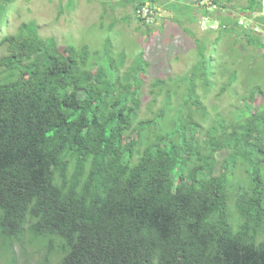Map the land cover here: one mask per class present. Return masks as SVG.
Segmentation results:
<instances>
[{
  "label": "trees",
  "instance_id": "trees-1",
  "mask_svg": "<svg viewBox=\"0 0 264 264\" xmlns=\"http://www.w3.org/2000/svg\"><path fill=\"white\" fill-rule=\"evenodd\" d=\"M98 1L131 5L145 25L142 6L179 23L186 9L264 58L262 0ZM184 29L200 59L184 78L149 84L144 116L145 46L121 72L126 57L109 39L60 47L33 20L0 39V259L29 234L47 250L42 264L53 254L58 264H264V88L210 119L198 87L214 84L215 66ZM236 80L231 69L220 92Z\"/></svg>",
  "mask_w": 264,
  "mask_h": 264
},
{
  "label": "rangeland",
  "instance_id": "rangeland-1",
  "mask_svg": "<svg viewBox=\"0 0 264 264\" xmlns=\"http://www.w3.org/2000/svg\"><path fill=\"white\" fill-rule=\"evenodd\" d=\"M67 0H16L5 9H0V39L5 34L16 33L22 23L33 20L37 24L38 33L44 38L53 37L60 47L72 44L76 47L88 45L92 50L103 47L107 39L110 40L111 50L116 56L125 55V63L121 67L124 72L132 64L133 59L145 46V57L149 62L144 86L145 96L141 116L147 115V106L153 95L149 94V84L157 78H184L200 59L193 37L184 29L190 28L195 37L203 40L208 46L205 55L211 56L215 66L214 84L204 90L201 85L198 93L206 106L209 118L219 113L230 116L233 109L242 104V97L246 96L254 87L264 88V58L260 52L248 45L245 40L237 41L229 34L221 38L216 31L207 33L200 29L198 21L190 22L188 10L180 15V23L175 19L178 15L162 11L146 20L147 25L134 18L131 5L119 3L104 4L98 0H74L73 7H67ZM239 0L236 6L244 4ZM264 14V10H263ZM169 19V20H167ZM200 19V18H199ZM166 21L164 27L161 24ZM249 21L248 24H251ZM258 32L264 35V29L258 26ZM4 48L0 47V55ZM221 65L226 67L220 72ZM231 69L237 70V80L225 91L222 85L227 82ZM176 90L172 96L173 106L179 107L183 101L185 83L180 87L173 85ZM162 95L158 98L153 109L160 108ZM208 121L204 123L207 125ZM28 235V236H27ZM22 239V246L16 243L13 253L9 254L14 264H42L46 256V248L39 246L43 242L37 236L33 244L27 234ZM33 240V241H34ZM50 264H58V255L50 257ZM0 264H8L5 257Z\"/></svg>",
  "mask_w": 264,
  "mask_h": 264
},
{
  "label": "built area",
  "instance_id": "built-area-1",
  "mask_svg": "<svg viewBox=\"0 0 264 264\" xmlns=\"http://www.w3.org/2000/svg\"><path fill=\"white\" fill-rule=\"evenodd\" d=\"M262 5L264 7V0H262ZM149 13H150V10H149V7L147 5L142 6L141 8H139L137 10V14L139 17H146L147 19H149ZM239 23L245 25L242 20H240ZM219 24L220 23L218 20L211 21L208 18H202L199 21L200 29H202L204 31H209V30L216 31L220 27ZM256 30H257V28H256Z\"/></svg>",
  "mask_w": 264,
  "mask_h": 264
},
{
  "label": "clouds",
  "instance_id": "clouds-1",
  "mask_svg": "<svg viewBox=\"0 0 264 264\" xmlns=\"http://www.w3.org/2000/svg\"><path fill=\"white\" fill-rule=\"evenodd\" d=\"M11 253H13V251L11 252ZM10 254V253H9ZM9 254L8 255H4V257L7 259V261H8V264H14L13 262H12V260H11V256H10V258H9ZM50 262V261H49ZM50 264V263H49Z\"/></svg>",
  "mask_w": 264,
  "mask_h": 264
}]
</instances>
